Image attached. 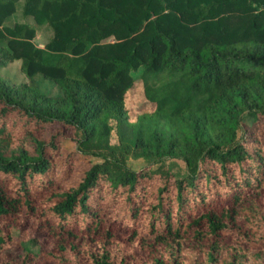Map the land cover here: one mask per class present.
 Instances as JSON below:
<instances>
[{
  "label": "trees",
  "instance_id": "obj_1",
  "mask_svg": "<svg viewBox=\"0 0 264 264\" xmlns=\"http://www.w3.org/2000/svg\"><path fill=\"white\" fill-rule=\"evenodd\" d=\"M17 11L51 28L43 46L8 22ZM15 59L25 80L0 73V250L10 218L53 239L0 264H247L241 250L264 264V0H0V69ZM139 68L153 108L132 120ZM47 123L74 147L61 155L62 131L37 133ZM21 134L28 146L6 152ZM80 155L86 168L53 189Z\"/></svg>",
  "mask_w": 264,
  "mask_h": 264
},
{
  "label": "rangeland",
  "instance_id": "obj_2",
  "mask_svg": "<svg viewBox=\"0 0 264 264\" xmlns=\"http://www.w3.org/2000/svg\"><path fill=\"white\" fill-rule=\"evenodd\" d=\"M22 19H26L28 22L32 23L35 26L36 33L33 38V42L37 46H43L52 35L51 28L45 24L35 23L34 20L30 16L23 18L20 11H17L13 15H11L8 18V22L12 23L15 20H22ZM103 41H112V37H107ZM20 62L21 61L19 59H15L14 61L2 67L0 69V73L7 80L13 83H19L25 80L26 77L20 69ZM140 71H141V68L135 71H132V75L135 78V83L126 92L125 99H124L125 108L127 109L129 116L132 120L138 117V115L140 114L149 113L150 111H152V108H153L152 104L145 99L143 88L138 78ZM38 79L41 82V86L43 90L50 92V93L58 92V87L52 82L46 79H42L41 77H38ZM55 131H62L61 133L63 135V138L61 140V147H60V153L62 155L64 152L74 147L75 142H74V139L72 138V136L74 135V131L70 128L64 127L60 123H47L43 125L40 128L39 132L37 133L41 135H49L51 132H55ZM24 135L21 134L20 138H12L11 140L4 142V145L6 147V152L10 153L11 150L15 149L19 145L24 144L28 146L27 139L26 140L23 139ZM55 160H56V163L59 162L57 158ZM126 161L128 165L132 168H138L146 164L145 159L141 157H134L131 155L126 156ZM89 162H90V159L88 156L80 155V156L75 157L74 162H73V166H74L73 175L68 176V177H64L62 174H60L58 170L59 167L57 166L53 171V176L55 178L54 179L55 184L52 188L55 189L57 188V186L61 187L62 185L67 184L70 180L73 179L74 176L79 174L81 170L86 168ZM166 162L169 163V165L177 173L183 172L184 164L182 160L177 159V158H172V159L166 160ZM156 182H157L156 179H152V181H150L148 185V188H151L152 186H154ZM9 224L13 226L12 238L8 246L0 250V262H6L9 260L13 261V260L20 259V257L23 255L25 251L24 248L19 247L21 243H23L22 245H24V247L29 246L33 250H35L37 248V245L39 244L38 246L41 245L42 250L45 252L48 249L52 248V239H53L52 235L47 231L36 230L34 221L32 219L25 221L22 218H10ZM31 236H36L37 243H38L37 245H35L29 240ZM116 240L119 241V243H124L126 240V232H122L120 235H118ZM128 247L131 248L132 246H129V244L127 243V248ZM185 253H187L188 255H192L191 253L193 252H190V249L187 247L185 250ZM251 254H252L251 251L246 252L244 250H241L239 252V256L242 260L244 256L248 258L246 260L247 264H249L250 262V257L252 256ZM32 261H34L35 263L38 262V264H55V260H53L51 256H47L44 254L39 259H34Z\"/></svg>",
  "mask_w": 264,
  "mask_h": 264
}]
</instances>
